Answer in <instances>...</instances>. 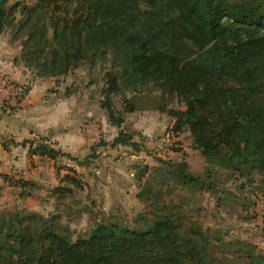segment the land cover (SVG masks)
I'll return each instance as SVG.
<instances>
[{
    "label": "trees",
    "instance_id": "obj_1",
    "mask_svg": "<svg viewBox=\"0 0 264 264\" xmlns=\"http://www.w3.org/2000/svg\"><path fill=\"white\" fill-rule=\"evenodd\" d=\"M6 2L0 29L8 23L22 33V60L36 77L109 61L107 96L137 95L152 86L162 102L152 109L175 120L173 133H190L208 168L249 183L264 175V0H36L5 9ZM168 99L184 109L168 108ZM103 106L118 128L125 114L138 110L129 104L116 117L110 104ZM132 140L120 133L114 146L135 147ZM27 143L52 160L67 156ZM165 164L164 179L206 188L208 181L191 174L186 161ZM146 194L137 197L147 205ZM158 198L157 210L139 215L135 228L102 222L76 240L58 232L59 215H0V264H222L209 253L208 233L185 226L181 207L160 206ZM223 264H264V254Z\"/></svg>",
    "mask_w": 264,
    "mask_h": 264
},
{
    "label": "rangeland",
    "instance_id": "obj_2",
    "mask_svg": "<svg viewBox=\"0 0 264 264\" xmlns=\"http://www.w3.org/2000/svg\"><path fill=\"white\" fill-rule=\"evenodd\" d=\"M34 2L36 0H7L5 9L17 3L32 4ZM17 18L20 17L17 15ZM22 39V33L19 34L17 28L8 25V23L0 29V63L11 62L17 72L28 75L24 82L8 80L15 90L19 91L15 95L13 104L8 100H5L6 102L3 104V115L7 116L9 113L8 117L16 116L19 113L20 104L29 94L36 78V72L27 68L22 60ZM111 70V64L107 61L93 67L84 64L65 76L47 78L51 80L47 93L62 95L67 103L71 100L73 108L79 103L83 104V120L78 124V127L82 128V132L76 129V133L84 143L93 136L95 146L84 156L78 154L73 157L71 154L65 153L67 156L58 157L57 175L62 177V173L59 172L62 169H67L69 174L64 175L67 178H61V186H59L63 188H53L44 191L43 194L41 191L42 195L51 199L50 207L45 210V213L30 210L27 205V191L24 190L23 195H20L22 199L14 200L15 197L11 195L14 199L0 209V215L18 211L35 212L46 217L59 215L54 224L58 232L69 234L73 240H76L78 237L88 236L90 230L102 222H116L135 228L134 222L139 215L145 212L147 215H151L157 210L154 199L159 197L160 206L181 207L185 226L197 224L208 233L209 253L216 261L222 264L225 261L248 263L249 255L264 254V248L257 246L258 242L264 240V219L259 217L254 209L256 200L264 195V175H255L253 182L249 183L238 175L211 166V172H207L210 167L208 168L204 158L194 148L190 133L185 131L175 134L170 128V124L166 132L159 135L157 146L155 142H147V138L144 139L141 133H139L136 142H132L135 143V147L128 145L132 152L143 151L145 158H142L141 161H147L148 158L152 165L142 164L145 167L142 170L148 175L140 181V191L150 192V194H146L148 204H143L142 210H133L126 207V204H118L111 211L105 210L104 199L95 197L92 201L91 194L86 195L85 187L90 189L85 174L88 172L89 164L94 163V160L102 156L97 154L98 151L108 152L109 148H113L114 141L119 136V128L113 126L114 130L110 127L109 112L108 109H104L103 105L110 104L116 117L124 115V109L129 104L136 106L138 110L152 108L155 104L156 106L162 105L158 98L160 92L153 89L152 86L137 95L126 93L124 96L114 94L107 96L103 91L108 87L105 75ZM125 99H129V104L124 102ZM167 106L170 109H184L175 99H168ZM165 114L170 123L175 121L167 113ZM126 130V136H130V138L138 134L132 133V129L127 126ZM167 133H169V137H167ZM25 144H27L26 141ZM57 151L62 153L61 149L57 148ZM76 160L83 161L84 166H87L81 175L74 171L73 167L66 166V164L74 165ZM182 161L187 162L191 174L202 178L203 181L207 180V186L212 188L210 190L207 189V186L204 190L194 186L182 188L174 180L164 179L167 171L165 163L179 164ZM73 179L80 187L72 182ZM165 180L167 181L163 185ZM64 188H72L73 191L68 192ZM30 190L33 193L37 192L36 189L28 191ZM61 190L62 192H58ZM57 193L59 197L55 196ZM48 211H50L49 214H47Z\"/></svg>",
    "mask_w": 264,
    "mask_h": 264
},
{
    "label": "crops",
    "instance_id": "obj_3",
    "mask_svg": "<svg viewBox=\"0 0 264 264\" xmlns=\"http://www.w3.org/2000/svg\"><path fill=\"white\" fill-rule=\"evenodd\" d=\"M6 75V79L11 82H24L28 77L17 72L13 63H0V209L14 199L11 195L15 197L14 200L22 199L20 195H23L25 190L30 210L45 213L50 207L51 199L42 194L53 188H63L60 187L61 178H67L64 175L69 173L67 169L59 170L62 173V177H59L57 175L59 168H56L59 158L52 160L34 154L30 151L31 144L24 145V142H36L33 148L37 143L47 144L75 157L78 154L84 156L88 153L95 146V138L91 136L92 138L83 142L76 133V129L82 132L78 124L83 120V104L79 103L73 108L71 100L67 103L62 95L47 93L51 84V80L47 78L34 79L33 86L22 100L16 116L8 117L9 113L7 116L3 115L4 102L8 100L13 104L15 95L19 92L13 85L6 91L3 90L1 84ZM125 117V123L119 128V134H127V126L132 129V133H138L135 138L133 137L132 142H136L141 133L144 139L147 138V142H155L156 146L159 144V135L166 132L169 124L173 129L175 123V121L170 123L165 113L152 108L135 110L125 114ZM111 125L110 127L115 130ZM169 136L167 133V137ZM118 149L120 151H117ZM108 150V152L98 151L97 154L102 156L89 164L90 167L85 174L90 189L85 187L86 195L90 193L93 197L92 201L95 197L104 199L105 210L111 211L118 204H126V207L133 210H142L143 203L137 197L141 185L138 175L143 171L142 169H145L144 165L152 166L151 162L148 158L147 161H141L145 158L143 151L132 152L128 146L117 145ZM66 166L73 167L80 175L87 167L81 160H76L74 165L66 164ZM29 189H36L37 192L33 193L31 190L28 191ZM64 190L73 191L72 188H64ZM55 196H58V193Z\"/></svg>",
    "mask_w": 264,
    "mask_h": 264
},
{
    "label": "built area",
    "instance_id": "obj_4",
    "mask_svg": "<svg viewBox=\"0 0 264 264\" xmlns=\"http://www.w3.org/2000/svg\"><path fill=\"white\" fill-rule=\"evenodd\" d=\"M1 85H2V88L4 91H6L11 86L10 82L6 78L2 79ZM80 131H81V129H80ZM254 209L257 212V214L259 215V217L264 219V195H262L261 197H259V199H257ZM257 246H259L260 248H264V240L258 242Z\"/></svg>",
    "mask_w": 264,
    "mask_h": 264
},
{
    "label": "water",
    "instance_id": "obj_5",
    "mask_svg": "<svg viewBox=\"0 0 264 264\" xmlns=\"http://www.w3.org/2000/svg\"><path fill=\"white\" fill-rule=\"evenodd\" d=\"M7 0H0V8L3 6V4L6 2Z\"/></svg>",
    "mask_w": 264,
    "mask_h": 264
}]
</instances>
